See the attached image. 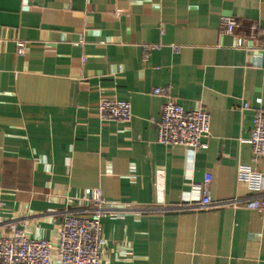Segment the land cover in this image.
<instances>
[{
    "label": "crops",
    "instance_id": "crops-1",
    "mask_svg": "<svg viewBox=\"0 0 264 264\" xmlns=\"http://www.w3.org/2000/svg\"><path fill=\"white\" fill-rule=\"evenodd\" d=\"M254 24L264 0H0V230L56 243L100 190L101 264H264V213L186 208L206 190L214 203L264 198L249 141L264 109ZM156 89L210 115L203 148L158 143ZM105 100L130 103L131 121H102Z\"/></svg>",
    "mask_w": 264,
    "mask_h": 264
},
{
    "label": "built area",
    "instance_id": "built-area-1",
    "mask_svg": "<svg viewBox=\"0 0 264 264\" xmlns=\"http://www.w3.org/2000/svg\"><path fill=\"white\" fill-rule=\"evenodd\" d=\"M238 23L234 18L222 17L220 33L223 36H235ZM253 38L264 37V29L256 24L252 27ZM247 40L238 38L236 47L246 48ZM156 46H145V53L156 50ZM26 44L17 42V54L23 56ZM155 95L163 96L165 102L161 108L159 120H152L157 129L158 143L164 146H181L193 152L204 147L210 136V115L198 109L186 112L181 106L172 102L169 92L156 89ZM244 104L243 109H248ZM99 114L102 121L130 122L132 119L131 104L118 100L100 102ZM253 156L257 160L264 156V109H259L250 135ZM212 178H206L209 184ZM83 200L93 205L89 217L68 215L59 229L56 243L45 240L29 239L17 224L9 232L0 230V264H101L103 248V220L110 214V205L102 198L100 190ZM245 209L264 213V198L252 200H228L214 203L206 190L203 196L189 206L188 210H208L210 208ZM181 208H185L181 206Z\"/></svg>",
    "mask_w": 264,
    "mask_h": 264
}]
</instances>
